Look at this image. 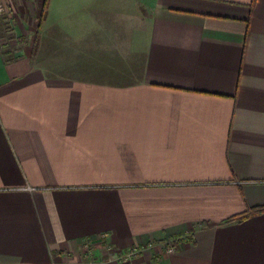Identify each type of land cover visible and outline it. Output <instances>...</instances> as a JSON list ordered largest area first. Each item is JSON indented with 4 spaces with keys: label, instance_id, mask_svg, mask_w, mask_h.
<instances>
[{
    "label": "crops",
    "instance_id": "1",
    "mask_svg": "<svg viewBox=\"0 0 264 264\" xmlns=\"http://www.w3.org/2000/svg\"><path fill=\"white\" fill-rule=\"evenodd\" d=\"M1 1L0 264H264V0Z\"/></svg>",
    "mask_w": 264,
    "mask_h": 264
},
{
    "label": "built area",
    "instance_id": "2",
    "mask_svg": "<svg viewBox=\"0 0 264 264\" xmlns=\"http://www.w3.org/2000/svg\"><path fill=\"white\" fill-rule=\"evenodd\" d=\"M7 9V5L0 0V20L7 13ZM165 249L169 253L173 252L175 250L174 242L172 240L167 241ZM138 253L139 249L137 247H130L128 250L117 254L115 260L120 264H137L135 260Z\"/></svg>",
    "mask_w": 264,
    "mask_h": 264
},
{
    "label": "trees",
    "instance_id": "3",
    "mask_svg": "<svg viewBox=\"0 0 264 264\" xmlns=\"http://www.w3.org/2000/svg\"><path fill=\"white\" fill-rule=\"evenodd\" d=\"M251 213H260V212H264V207H256L253 208L252 210H250Z\"/></svg>",
    "mask_w": 264,
    "mask_h": 264
}]
</instances>
